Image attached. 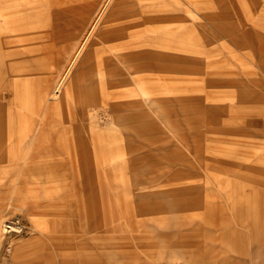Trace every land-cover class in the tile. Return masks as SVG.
<instances>
[{"label":"rangeland","instance_id":"obj_1","mask_svg":"<svg viewBox=\"0 0 264 264\" xmlns=\"http://www.w3.org/2000/svg\"><path fill=\"white\" fill-rule=\"evenodd\" d=\"M14 1L0 264H264V0Z\"/></svg>","mask_w":264,"mask_h":264},{"label":"bare ground","instance_id":"obj_2","mask_svg":"<svg viewBox=\"0 0 264 264\" xmlns=\"http://www.w3.org/2000/svg\"><path fill=\"white\" fill-rule=\"evenodd\" d=\"M111 0H99V3L95 9V11L93 12V15H91V20H90V25L88 30L86 31L85 35L83 36V39L80 40L78 43H75L74 51L72 52L70 58H69V62L67 65V68L65 69L64 72L59 73V76L57 78V82L55 85L54 90L52 91V95L55 96L56 92L60 90V86L61 84L64 82L68 72L70 71L72 65L75 63L76 59L78 58L79 54L81 53L84 45L87 43L92 30L95 28L96 24L98 23V21L100 20V18L103 16L106 8L108 7L109 3ZM14 3V4H13ZM13 3H11L14 7V10L10 13V15H12V21H15L16 18L18 17L20 13H18L20 11V4H21V0H16ZM7 9H11L10 6L7 7ZM7 9H5V11L7 12ZM8 13V12H7ZM12 27H14V25L12 24ZM91 102H87V103H82L77 104V110L81 113L84 114L85 112L88 111V105H90Z\"/></svg>","mask_w":264,"mask_h":264}]
</instances>
